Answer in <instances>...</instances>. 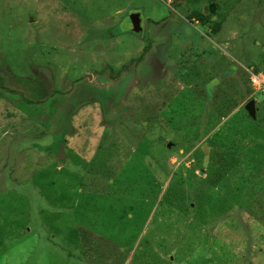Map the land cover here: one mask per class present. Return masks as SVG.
<instances>
[{"label":"rangeland","instance_id":"obj_1","mask_svg":"<svg viewBox=\"0 0 264 264\" xmlns=\"http://www.w3.org/2000/svg\"><path fill=\"white\" fill-rule=\"evenodd\" d=\"M213 2L209 25L188 19ZM213 2L0 0V264H264L255 179L243 215L220 192L242 174L206 171L208 140L254 126L242 107L250 66L264 75V0ZM224 215L225 244L210 233Z\"/></svg>","mask_w":264,"mask_h":264},{"label":"trees","instance_id":"obj_2","mask_svg":"<svg viewBox=\"0 0 264 264\" xmlns=\"http://www.w3.org/2000/svg\"><path fill=\"white\" fill-rule=\"evenodd\" d=\"M208 1L213 2L214 0L213 1L212 0H208ZM209 8H210V11H211V15L210 14L206 15V14L200 12V11H197V12L188 14V19L193 21V20H195V17H197L198 20L201 21L204 26L209 25L213 21L212 20V15H217L218 4L213 2V3H211L209 5ZM217 26L219 27V28H217V30L220 29V25L218 23H217ZM254 66L255 67H253V66L251 67L250 66V69L254 73L261 74L263 72L258 67L259 63H257V64L255 63ZM248 74H249L248 76H249V81H250V76L251 75H250V73H248ZM251 95L252 94H250V96H249V99H248L249 101L253 100ZM262 98H264V97H262ZM213 107H215V108L218 107V104L216 106H213ZM220 108H221V111H220L219 115H220V120L222 121L226 117L230 116V114H232L235 111V109H237L238 107L235 108L234 104H232L229 109H227L228 107H226V106H224V107L222 106ZM242 110L245 113V117H247L246 118L247 122L245 124H250V125L252 124L254 126L251 128L248 125L249 126L248 128H250V129H248L247 137L245 136L244 138L242 137L241 130H235V128H233V130L230 131V133L232 132L234 137H236V135L239 136V138L241 140L239 143L237 142V140H238L237 137L234 140H233V138L231 139L229 137V139L226 140L227 142L223 143V145H219L220 141L208 140L207 144L209 145V150H210V157H211L210 161L211 162L213 161V163L209 164V166L206 167V171L208 172V169L212 168V169H214L217 172L221 171L223 174H225V173H234L235 176L239 175V173L242 174L243 177H240L241 179L237 178L239 180V191H238V193H236L235 195L231 196V195L227 194L226 190H222L220 192H221L222 196H226V197L230 198L231 201H233V203L236 206L235 207V211H236V209H238L244 215V212L242 211L241 206H243L245 203L249 202L252 194H251V191H249V188H246L242 194H241V191H242V189L244 187V184H247V182H252V179H255V190H256V186L259 187L258 189L260 191H259L258 194H259L260 199L262 198V201H263V203H259L258 201H256L255 205L264 206V195H261L262 193H264V190H263L264 189V178L262 177V172H260L262 170V168L264 167V164H262L260 161L257 162L258 161V159H257L258 157L256 155L257 153H255V147L261 146V144L258 143L259 136H261V134H263V136H261V137L264 138V133H260L259 134L257 132L259 130L260 126H262L261 122H264V120L262 118H260V120H259V118H257V120L254 121L248 116V113L246 112L244 107H242ZM236 122H238V121H236ZM1 124H5V122L3 121V123H0V125ZM113 125H115V123H110L109 125H107L106 128H110ZM125 127L128 128L127 126H125ZM19 131H20V129H19ZM38 131H40L39 133H44V131H42L40 128L38 129ZM233 132H236V133H233ZM216 137H217V134L215 135V138ZM219 138H220V136H219ZM228 143L230 144V146L228 145ZM213 148H215V149H213ZM135 149H131V151L129 152L128 155L136 154V152H133ZM139 150H143L142 152H145V151L148 152L143 147H141ZM227 152H228L229 155H226ZM229 152L231 153V155H230ZM47 156H50V155H47ZM202 162H203V159H202ZM198 166L200 167L201 170L204 169V165L201 162L199 163ZM147 177H149V176L143 177V179H144L143 181L145 183V186L148 183ZM198 179L201 180L199 177L197 178V180ZM218 182L219 181H217L215 183L218 184ZM206 183L208 184L209 187H212V189H215V186H216L215 183H213L212 181H210L211 184L208 181H206ZM247 185H249V183ZM193 187L197 188L196 182L193 185ZM250 190H252V188H250ZM237 206H238V208H237ZM253 213H252V215H253ZM172 214L174 215V212H172ZM234 220L235 219H232L231 217H226L225 215L220 217V218H218L217 220H215L212 223V227H211L210 233L213 232L214 236L217 239H219V241H221L223 244L227 243L226 242V238H224L222 235H220L217 232H216L217 234L215 233V227L217 225H220V224H223V223L224 224L227 223V224L231 225V227L233 226V229L235 230V226H234L235 222H234ZM241 227L243 228L241 233H244V235H246L248 233V230H246L244 228V225H241ZM213 233H212V235H213ZM229 245L232 246V244H229ZM232 248H235V247L232 246ZM172 262H175V260L172 261Z\"/></svg>","mask_w":264,"mask_h":264},{"label":"water","instance_id":"obj_3","mask_svg":"<svg viewBox=\"0 0 264 264\" xmlns=\"http://www.w3.org/2000/svg\"><path fill=\"white\" fill-rule=\"evenodd\" d=\"M131 22L133 25V31L137 34L141 33L143 31L142 28V20H141V15L140 14H133L131 16ZM245 110L248 113V116L256 121L257 120V112H258V105L256 100H251L249 101V103H247V105L245 106ZM169 149H171L172 144H169ZM171 261L175 260L174 254H172Z\"/></svg>","mask_w":264,"mask_h":264},{"label":"built area","instance_id":"obj_4","mask_svg":"<svg viewBox=\"0 0 264 264\" xmlns=\"http://www.w3.org/2000/svg\"><path fill=\"white\" fill-rule=\"evenodd\" d=\"M248 72L251 75L250 76L251 87H253L254 89L253 96L264 97V75L263 73L256 74L251 69Z\"/></svg>","mask_w":264,"mask_h":264},{"label":"crops","instance_id":"obj_5","mask_svg":"<svg viewBox=\"0 0 264 264\" xmlns=\"http://www.w3.org/2000/svg\"><path fill=\"white\" fill-rule=\"evenodd\" d=\"M198 23V22H197ZM243 101V100H242Z\"/></svg>","mask_w":264,"mask_h":264}]
</instances>
